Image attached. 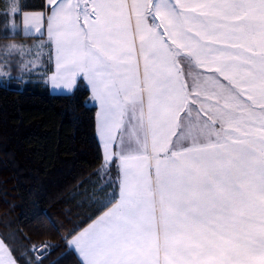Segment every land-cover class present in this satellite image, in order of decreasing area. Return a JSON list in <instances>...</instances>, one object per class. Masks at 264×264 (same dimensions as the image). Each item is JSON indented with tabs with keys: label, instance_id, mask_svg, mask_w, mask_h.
Listing matches in <instances>:
<instances>
[{
	"label": "snow or ice",
	"instance_id": "snow-or-ice-1",
	"mask_svg": "<svg viewBox=\"0 0 264 264\" xmlns=\"http://www.w3.org/2000/svg\"><path fill=\"white\" fill-rule=\"evenodd\" d=\"M46 4L24 27L46 25L55 86H90L119 181L70 233L80 264H264V0ZM126 117L144 130L134 149Z\"/></svg>",
	"mask_w": 264,
	"mask_h": 264
},
{
	"label": "trees",
	"instance_id": "trees-1",
	"mask_svg": "<svg viewBox=\"0 0 264 264\" xmlns=\"http://www.w3.org/2000/svg\"><path fill=\"white\" fill-rule=\"evenodd\" d=\"M96 114L83 80L69 93L27 74L0 82V235L19 264H80L70 233L109 204Z\"/></svg>",
	"mask_w": 264,
	"mask_h": 264
},
{
	"label": "crops",
	"instance_id": "crops-1",
	"mask_svg": "<svg viewBox=\"0 0 264 264\" xmlns=\"http://www.w3.org/2000/svg\"><path fill=\"white\" fill-rule=\"evenodd\" d=\"M15 1H18V3ZM23 1H25V0H14V1L12 0L13 3L10 7H13V8L16 7L18 9V14L13 15V11H11V13L7 12L6 13V19H3V20L1 19L2 20L1 25L3 26L4 29H7L9 32L6 35L0 36L3 39V41H4L3 44L5 46L12 45L13 42L11 43L12 40H9V39L15 38L16 35H18V37L23 38L22 39L23 41L25 40V41L32 42V44H29V45L33 46V48L28 49V53H27L28 65L27 66L25 65L26 67L19 69L17 73H15L13 71L14 75H10V78H12V76L23 77L24 75L26 76V74H27V75H31V77H36L37 79L39 78V79L44 80V82L49 86V88L52 92H55V93L72 92L76 87L65 88L63 85H60L59 87H57L53 84V82L50 79V77L52 76V74L55 71V65H54V61L49 60V57H48L49 49L47 47H43V45L47 44V42H48V37L46 34V25H45V30L41 31L40 33H37L32 28L26 29L24 27V24H23V17L26 14H35V13H39V12L43 11L45 16H47L46 0H41L42 3H40V7L37 9H23V6H24ZM8 5H9L8 2H6L4 0H0V9H2V11H4L3 7L7 8ZM13 24H15V27H13ZM41 50H43V58L40 57V55H39ZM196 73H199L200 87H201V89H204L205 88L204 80L206 78L208 70L204 69V68H200V69L196 70ZM196 73H193V75H195ZM80 80H83V79L78 78V83ZM83 81L85 82V84L90 89V86L87 84V82L85 80H83ZM188 83L190 85H193V81H192L191 76H189V78H188ZM90 92H91V90H90ZM193 95H195V93H193ZM91 101L97 105L96 132H97L98 140H99L101 148H102V155H103V142L100 139V135H99V116H98L99 104H98V101H96L93 98L92 93H91ZM208 103H211V101H209ZM194 116H195V113H194ZM203 119H206V117H203V114L201 113L199 123H202ZM121 133L124 134L125 142L131 143L133 149L135 148L136 135H139L140 138H143V136H144V130L140 129L139 125L135 121H130L128 117L125 118V128L121 130ZM194 134L199 136V128L194 130ZM119 135H120V133H118V137H119ZM173 139L175 140V137H173ZM117 167H118V165H117ZM96 176H99L102 179V183H101L102 189L101 190H103V191L106 190L107 192H109L108 197H105L103 199V201L101 200L102 204H108L112 200V198L109 197L110 195H112L110 193H112L114 190L118 191V189H116V184L119 181H118V178L116 177V170H115V168L110 170L109 164L103 159L102 165L97 169ZM109 183H111V187L107 186ZM101 214H102V212L99 215H101ZM98 216L96 218H98ZM96 218H94V219H96ZM93 220H91L83 228L88 227V225L90 223H92ZM83 228H81L79 231L83 230ZM79 231L75 234H78ZM69 241H70V239H69ZM69 245H70V242H69ZM9 253L12 254V252L9 250V248L7 247L6 243L4 242L3 238L0 235V263L2 261L3 263L6 262V264H16V259H15L14 255L12 254V256H9ZM75 253L77 254V252H75ZM77 256H78V254H77ZM78 258L81 261L82 258L79 256H78Z\"/></svg>",
	"mask_w": 264,
	"mask_h": 264
},
{
	"label": "rangeland",
	"instance_id": "rangeland-1",
	"mask_svg": "<svg viewBox=\"0 0 264 264\" xmlns=\"http://www.w3.org/2000/svg\"><path fill=\"white\" fill-rule=\"evenodd\" d=\"M4 1L8 2L9 5H8L7 8L3 7L4 11H2V9H0V36L6 35V34L9 33L7 29L3 28V26L1 25V22H2L3 19H6V13L7 12L11 13V11L13 9V7H10L12 5V3H13L12 0H4ZM15 2L18 3V1H15ZM22 39L23 38H21V37H15V38L9 39V40H12L11 41V43L13 42L12 45H16V46H21L22 47L23 54L17 53L15 55L9 57V59H7V60H4L2 57H0V82H3L5 77L6 78H10V75H14V72L17 73L19 69H22V68H24V67H26L28 65V63H27L28 49L33 48V46L29 45V44H32V42L25 41V40L23 41ZM3 43H4V41L0 37V52L5 51V45ZM39 55H40V57L43 58V50H41ZM109 197L112 198V195H110ZM9 256H12V254L9 253ZM0 264H6V262L3 263L1 261ZM16 264H19V263L16 261Z\"/></svg>",
	"mask_w": 264,
	"mask_h": 264
}]
</instances>
